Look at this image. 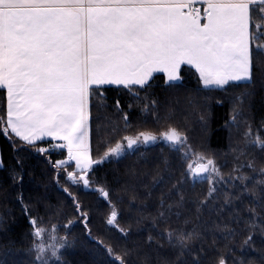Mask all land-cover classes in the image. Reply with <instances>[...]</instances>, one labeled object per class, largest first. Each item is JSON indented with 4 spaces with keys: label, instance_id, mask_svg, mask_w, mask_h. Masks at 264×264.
Returning <instances> with one entry per match:
<instances>
[{
    "label": "snow or ice",
    "instance_id": "snow-or-ice-1",
    "mask_svg": "<svg viewBox=\"0 0 264 264\" xmlns=\"http://www.w3.org/2000/svg\"><path fill=\"white\" fill-rule=\"evenodd\" d=\"M191 69L198 74L197 94L235 92L225 126L230 132L239 131L244 117L245 127L243 146L231 149L236 155L229 172L213 152L195 147L186 130L175 125L159 133L136 131L123 137L126 146L117 141L103 155H93V109L99 114L106 108L108 90L117 93L115 108L124 113L125 127H130L119 93L143 100L142 111L158 115V99L152 93L159 79L155 74L163 73L162 88L167 91L184 86ZM258 84L264 88V0H0V135L10 142L14 159L5 163L0 155V170L7 172L8 188L29 218L28 264H64V253L71 247L69 225L78 220L84 221L91 236L80 192H98L110 207L109 230L115 228L122 234L117 239H127L131 225L121 226L110 189L93 176L105 163L158 142L175 153L181 166L180 179L167 196L161 193L155 214L148 213L147 242L156 240L159 247L166 245L174 252V259L159 257L161 264H203L209 234L217 251L215 264H229V255L234 257L231 264H264V247L256 243L257 231L264 236V161L253 155H264V132L257 128L254 133L252 119L245 116L252 110ZM30 148L46 157L57 185L75 206L74 218L63 226L64 237L59 225L49 226L43 217L33 215L24 198L25 177L32 175L25 167ZM53 151L63 158L53 161ZM188 181L192 187L208 184L196 204L195 219L200 223L191 229L187 225L192 218L185 216L181 222V211H173L185 209L181 185ZM164 183L163 175L153 176L152 184L144 185L149 189L144 199ZM204 209L211 223L201 221ZM138 212L136 224L141 225L144 209ZM173 216L179 227L171 226ZM161 224L163 230L154 236ZM0 227H5L2 218ZM219 240L224 241L222 246ZM98 244L107 255L101 253L95 264H128L133 249L117 252L103 239ZM252 251L260 256H250Z\"/></svg>",
    "mask_w": 264,
    "mask_h": 264
},
{
    "label": "trees",
    "instance_id": "trees-1",
    "mask_svg": "<svg viewBox=\"0 0 264 264\" xmlns=\"http://www.w3.org/2000/svg\"><path fill=\"white\" fill-rule=\"evenodd\" d=\"M157 76L159 77L156 81L157 86L152 90V93L158 99V115L143 112V100L137 102L132 99L130 94L119 93L121 105L129 113L130 127H125L124 113L118 112L115 108L117 93L112 90L107 91L106 108L99 114L93 109L90 130L93 155H103L107 147L115 146L117 141H123V137L132 135L136 131L149 130L159 133L169 125H175L186 130L195 147H204L213 152L217 162L224 165V172H229L236 155L231 149L243 146L241 134L245 127L244 117H241L239 131L233 128L230 132L229 128L225 126V121L230 119L232 96L235 92L197 94L194 89L198 86V74H195L193 69L186 74L184 86L178 89L165 91L162 88L163 75L157 74ZM143 95L141 93V97ZM129 103L132 104L131 108H129ZM252 103L251 112L246 110L245 116L252 119L254 133L257 128L264 132V126L261 125L264 120V88H261L259 84ZM201 116H204V120L201 119ZM123 143L125 145L127 142L123 141ZM12 151L8 139L0 135V155L5 163H14ZM63 153L66 155L65 152ZM25 155L26 170L32 175L30 178L27 175L25 177L24 198L30 202L33 215L43 217L49 222V226L51 224L59 225V235L64 237L63 226L69 219L74 218L75 206L71 203V197H68L63 191L62 185H57L54 170H50L44 155L38 154L31 148ZM253 155L256 156L258 162L264 161V155L259 153H253ZM51 156L53 161L63 158L59 152H52ZM166 158L167 166L165 165ZM241 160L245 161V157H241ZM245 170L247 171V169ZM158 173L165 177V183L162 187L155 188L152 196L145 200L144 197L149 189L144 185H151L152 177ZM180 174L181 166L175 153L170 152L163 142L149 147L142 145L132 154L113 159L110 163L98 167L93 178L110 189L111 199L119 211L121 226L131 225L130 235L127 239H117L122 234L115 228L109 230L110 226L106 224V218L110 207L98 192H80L79 199L90 216L92 234L88 235V229H85L82 219L74 225H69L70 232L67 239L71 247H68L64 253V264H95L101 253L106 256L107 253L103 245L98 244V239L113 244L117 252H121L125 247L133 249L131 255L127 257L128 264H161L159 257L174 259V252L166 245L161 248L156 240H153L151 244L147 242L148 229L151 225V216L148 213L155 214L161 193L163 192L167 196L168 190L180 179ZM10 183L7 172L0 170V185H3V188H0V218L5 225V227H0V260L6 261L7 264H28L32 258L25 251L31 242L29 218L22 211V205L15 199L14 190L8 188ZM181 187L185 192V209L174 207L173 211H181V222L185 216L191 217L192 223L187 225L191 229L193 224L200 223L195 219L196 204L200 199V194L207 191L208 184L205 181L203 184L198 183L192 187L191 181H188ZM134 195L136 199H132ZM219 202H222V197ZM145 204H147V208H145ZM138 209H144L145 218L141 225L136 224V220L140 219ZM75 216H79V213H75ZM215 218L213 213L212 219ZM203 220L211 223L208 209L203 210L201 221ZM172 221V227L180 226L176 222L175 216L172 217ZM163 227L164 225L161 224V227L154 230L152 234L155 236L156 232L163 230ZM262 240H264V236H261L257 231L256 243L258 247H264L261 245ZM218 243L222 246L224 241L219 240ZM199 246L197 243V247ZM203 246L207 250L203 264H215L217 251L212 245L210 234ZM221 251H223L222 248ZM249 255L258 258L260 253L252 251ZM233 259L234 257L229 255V264Z\"/></svg>",
    "mask_w": 264,
    "mask_h": 264
},
{
    "label": "crops",
    "instance_id": "crops-1",
    "mask_svg": "<svg viewBox=\"0 0 264 264\" xmlns=\"http://www.w3.org/2000/svg\"><path fill=\"white\" fill-rule=\"evenodd\" d=\"M197 7H199V4H197L196 5ZM186 66V65H185ZM188 67V66H187ZM194 71H195V69H193ZM157 74H161V75H163V73H156L155 75H157ZM48 140H51V138H47ZM57 142H59V141H57ZM65 154H66V151H65Z\"/></svg>",
    "mask_w": 264,
    "mask_h": 264
},
{
    "label": "water",
    "instance_id": "water-1",
    "mask_svg": "<svg viewBox=\"0 0 264 264\" xmlns=\"http://www.w3.org/2000/svg\"><path fill=\"white\" fill-rule=\"evenodd\" d=\"M156 144V143H155ZM155 144H149V145H145L146 147H149V146H152V145H155Z\"/></svg>",
    "mask_w": 264,
    "mask_h": 264
},
{
    "label": "built area",
    "instance_id": "built-area-1",
    "mask_svg": "<svg viewBox=\"0 0 264 264\" xmlns=\"http://www.w3.org/2000/svg\"><path fill=\"white\" fill-rule=\"evenodd\" d=\"M43 146H45V147H47V145L45 144V145H43ZM64 151V150H63ZM53 152H59V151H53Z\"/></svg>",
    "mask_w": 264,
    "mask_h": 264
},
{
    "label": "rangeland",
    "instance_id": "rangeland-1",
    "mask_svg": "<svg viewBox=\"0 0 264 264\" xmlns=\"http://www.w3.org/2000/svg\"><path fill=\"white\" fill-rule=\"evenodd\" d=\"M125 146H126V144H125Z\"/></svg>",
    "mask_w": 264,
    "mask_h": 264
}]
</instances>
